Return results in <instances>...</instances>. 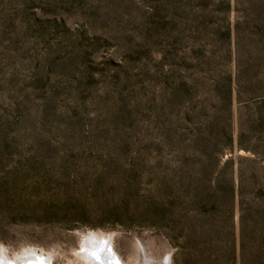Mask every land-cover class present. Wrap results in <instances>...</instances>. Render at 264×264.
<instances>
[{
  "label": "rangeland",
  "instance_id": "374dc122",
  "mask_svg": "<svg viewBox=\"0 0 264 264\" xmlns=\"http://www.w3.org/2000/svg\"><path fill=\"white\" fill-rule=\"evenodd\" d=\"M89 232L264 264V0H0V249L84 264Z\"/></svg>",
  "mask_w": 264,
  "mask_h": 264
},
{
  "label": "bare ground",
  "instance_id": "6f19581e",
  "mask_svg": "<svg viewBox=\"0 0 264 264\" xmlns=\"http://www.w3.org/2000/svg\"><path fill=\"white\" fill-rule=\"evenodd\" d=\"M90 247H93V249H95L96 252L100 253L103 256L102 257L103 264H108V261H110V259H112L114 255H116L111 245V241L107 239L105 235H98L96 234V232H89L82 236L79 247L80 250L77 253L79 256L82 257V259L86 264H97L93 262V257L90 251ZM19 256L21 255L19 254L18 257ZM28 256H30L29 257L30 259L27 260L28 262L25 261L27 258L25 259V257L23 256V258L25 259L24 261L27 262L28 264L41 262L42 260L40 261V259L44 258L43 254L40 253L36 254L34 252H32V254L30 253ZM13 259L15 258L10 257L7 251H5L4 249H0V264H20V263L22 264V261L19 262L18 260H13ZM120 262L121 264H124L121 260Z\"/></svg>",
  "mask_w": 264,
  "mask_h": 264
},
{
  "label": "trees",
  "instance_id": "16d2710c",
  "mask_svg": "<svg viewBox=\"0 0 264 264\" xmlns=\"http://www.w3.org/2000/svg\"><path fill=\"white\" fill-rule=\"evenodd\" d=\"M178 238H180V236H176L174 239H178ZM174 241H175L174 243L177 245V249H179V251L181 253H184V249H185L184 243L182 242V244H179V242H177V240H174Z\"/></svg>",
  "mask_w": 264,
  "mask_h": 264
}]
</instances>
